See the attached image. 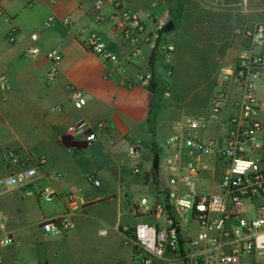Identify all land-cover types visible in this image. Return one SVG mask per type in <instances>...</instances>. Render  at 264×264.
<instances>
[{"label": "crops", "instance_id": "1", "mask_svg": "<svg viewBox=\"0 0 264 264\" xmlns=\"http://www.w3.org/2000/svg\"><path fill=\"white\" fill-rule=\"evenodd\" d=\"M117 1L144 20L148 37L156 19L172 22V28L165 31L174 45L170 77L162 54L152 49L150 41L133 55L134 46L123 41L114 27L111 1L97 9L91 0H0V153L15 151L31 163L42 159L33 187L55 194L47 203L25 196L23 187H0V240H13L12 245L0 247L3 264H60L57 253L31 250L24 244L35 229L42 239L48 237L39 224L72 208L69 193L77 199L71 211L73 229L59 236L64 244L75 238L87 241L84 232H75L79 222L89 227L105 222L128 249L127 264H132L134 251L124 243V229L139 222L132 225L122 217L139 220L145 216L133 212L139 202L130 206L127 196L139 193V201L152 202L164 189L160 175L165 177L166 143L175 125L179 134L197 140L221 137L223 124L209 119V114L212 96L222 86L228 92L223 122L239 113L240 93L232 82L221 80L219 69L240 55L264 53L263 47L235 33L264 23V0ZM32 33L38 36L35 45L40 53L26 56ZM10 34L14 43L8 42ZM91 36L116 61H104L88 51L86 42ZM51 50L59 51L61 60L57 77L46 84L50 64L45 53ZM147 72L152 75L150 89L135 84ZM69 88L82 93L86 100L82 108L69 100ZM165 89L170 92L168 98ZM259 89L263 96L264 79L259 80ZM79 120L85 127L104 122L105 131L89 145L66 136V128ZM188 120H197V128L189 129ZM129 144L139 149L134 158L128 155ZM155 155L157 176L151 171ZM134 166L144 168L143 180L129 178ZM221 168L210 162L201 174L200 186L215 189ZM13 171L0 158V180ZM92 175L98 186L88 180ZM98 206L103 208L97 210Z\"/></svg>", "mask_w": 264, "mask_h": 264}, {"label": "built area", "instance_id": "2", "mask_svg": "<svg viewBox=\"0 0 264 264\" xmlns=\"http://www.w3.org/2000/svg\"><path fill=\"white\" fill-rule=\"evenodd\" d=\"M91 1L97 9L111 1L114 27L123 41L134 46L133 55L144 42L150 41L152 49L163 56L166 76H171L174 45L165 37V20L156 19L153 34L148 37L144 20L123 8L117 0ZM51 21L50 18L47 23ZM235 33L264 48V23L236 29ZM37 38L36 33L30 34L32 45L26 50V56L40 53L35 45ZM8 42H15L12 34ZM86 48L104 61H116V56L107 52L94 36L87 40ZM45 58L50 68L44 81L51 84L57 77L61 54L51 50L45 53ZM219 75L223 82H232L239 91V113L223 122L228 92L222 86L212 96L209 114V119L223 124L221 137L197 140L179 134L175 125L166 143L169 152L164 162V189L152 202L142 198L133 208L135 214L149 216L154 221L139 222L124 229V243L134 251L132 264H264V95L259 89V80L264 79V53L240 55L231 64L222 66ZM135 84L149 89L152 75L142 74ZM68 91L75 108L86 104L80 91L73 88ZM163 94L170 96L168 89ZM186 126L194 130L198 121L188 120ZM105 128L104 122L85 127L79 120L66 128L65 135L89 145ZM138 153L139 149L129 144L128 155L134 158ZM0 158L14 169L0 180L1 188L23 187L25 196L39 197L47 203L55 199L54 192L33 187L42 159L31 163L11 150L2 151ZM210 162L222 167L215 189L200 186L201 174ZM132 172L138 174V166ZM88 180L98 186L93 175ZM67 197L71 209L40 222L45 234L63 237L73 229L71 211L76 209L77 198L73 193ZM257 200L261 201L255 204ZM106 233V229L99 231L100 236ZM12 244V238L0 240V247ZM0 264H3L1 260Z\"/></svg>", "mask_w": 264, "mask_h": 264}, {"label": "rangeland", "instance_id": "3", "mask_svg": "<svg viewBox=\"0 0 264 264\" xmlns=\"http://www.w3.org/2000/svg\"><path fill=\"white\" fill-rule=\"evenodd\" d=\"M128 176L131 180H143L146 176L144 168H139V173L134 174L128 172ZM160 180L162 184H166L164 174L161 172ZM162 185V186H163ZM141 194L131 193L127 197V201L130 206L132 203L139 202ZM147 197H150L146 194ZM264 198L262 199V201ZM46 204V203H44ZM43 203H41V206ZM103 207L98 206L96 209L101 210ZM101 214H106L100 212ZM74 218L72 217V221ZM122 220L128 221L134 225L137 222H153V218L145 216L142 219H135L132 216H123ZM98 229H107L108 234L106 236L97 235ZM85 233L87 235V241L80 242L75 238L71 240L67 245L61 240L59 236L48 235L47 238L42 239L41 235L36 231H32V234L28 240L25 241V247L31 250L44 248L46 251H53L57 253V261L60 264H127L128 262V249L122 245V240L111 231L108 224L100 222L96 227H89L88 223L79 222L75 232ZM60 238V239H59ZM44 240L45 242L43 243ZM41 245L40 247H38Z\"/></svg>", "mask_w": 264, "mask_h": 264}, {"label": "trees", "instance_id": "4", "mask_svg": "<svg viewBox=\"0 0 264 264\" xmlns=\"http://www.w3.org/2000/svg\"><path fill=\"white\" fill-rule=\"evenodd\" d=\"M150 88H151V86L149 87V89ZM158 167H159L158 157H157V155H155L154 160H153L152 170H151L153 172L154 176H157Z\"/></svg>", "mask_w": 264, "mask_h": 264}, {"label": "water", "instance_id": "5", "mask_svg": "<svg viewBox=\"0 0 264 264\" xmlns=\"http://www.w3.org/2000/svg\"><path fill=\"white\" fill-rule=\"evenodd\" d=\"M171 28H172V22H167V23L165 24L164 30H165V31H168V30H170Z\"/></svg>", "mask_w": 264, "mask_h": 264}]
</instances>
